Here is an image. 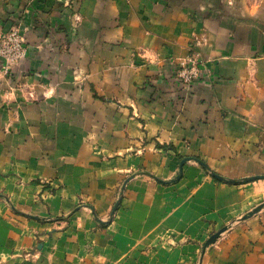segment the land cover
Here are the masks:
<instances>
[{
  "label": "crops",
  "instance_id": "0c3cea01",
  "mask_svg": "<svg viewBox=\"0 0 264 264\" xmlns=\"http://www.w3.org/2000/svg\"><path fill=\"white\" fill-rule=\"evenodd\" d=\"M14 26L0 264H264V0H0Z\"/></svg>",
  "mask_w": 264,
  "mask_h": 264
},
{
  "label": "built area",
  "instance_id": "2783aa9c",
  "mask_svg": "<svg viewBox=\"0 0 264 264\" xmlns=\"http://www.w3.org/2000/svg\"><path fill=\"white\" fill-rule=\"evenodd\" d=\"M77 19H80L77 16ZM26 37L20 26L0 31V72L3 76H11L14 68L27 57ZM178 77L183 83L190 85L201 75V61L198 54H190L177 61Z\"/></svg>",
  "mask_w": 264,
  "mask_h": 264
},
{
  "label": "water",
  "instance_id": "95a60500",
  "mask_svg": "<svg viewBox=\"0 0 264 264\" xmlns=\"http://www.w3.org/2000/svg\"><path fill=\"white\" fill-rule=\"evenodd\" d=\"M215 175L218 176V177H220V176L217 175V174H215ZM263 206H264V204L260 205V206H259L258 208H256L251 214L257 212V211H258L259 209H261ZM225 229H226V227L223 228V229H221L220 231L214 233V234H213V235L207 240V242H206V246L209 245L211 242H214L215 239H216L217 237H219L220 234H221Z\"/></svg>",
  "mask_w": 264,
  "mask_h": 264
},
{
  "label": "rangeland",
  "instance_id": "374dc122",
  "mask_svg": "<svg viewBox=\"0 0 264 264\" xmlns=\"http://www.w3.org/2000/svg\"><path fill=\"white\" fill-rule=\"evenodd\" d=\"M77 16H78V15H76V18H77ZM216 232H218V231H216ZM216 232H214V233H216ZM214 233H213V234H214ZM213 234H212V235H213ZM212 235H210V237H211Z\"/></svg>",
  "mask_w": 264,
  "mask_h": 264
}]
</instances>
